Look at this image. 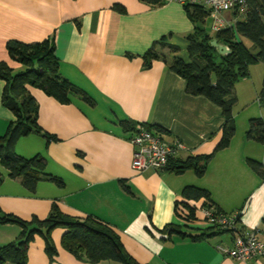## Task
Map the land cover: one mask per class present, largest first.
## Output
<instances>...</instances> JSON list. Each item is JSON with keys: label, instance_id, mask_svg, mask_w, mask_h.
<instances>
[{"label": "crops", "instance_id": "0c3cea01", "mask_svg": "<svg viewBox=\"0 0 264 264\" xmlns=\"http://www.w3.org/2000/svg\"><path fill=\"white\" fill-rule=\"evenodd\" d=\"M192 30L183 7L173 2L150 7L139 0H0V63L17 73L22 67L10 60L7 42L52 39L60 75L93 102L72 96L69 104H60L41 90L27 88L38 106V126L56 140L47 143L30 134L18 139L14 150L25 158L41 155L45 173L62 185L41 180L29 192L19 180L8 178L0 165L1 212L29 221L46 218L55 205L71 218L96 217L116 232L138 264H264V257L241 262L217 252L216 245H230L227 233L201 241L166 239L161 233L169 224L191 235L209 227L199 212L189 223L175 214V203L183 201L182 190L193 186L208 191L220 211L239 212L240 229L255 231L264 243V178L247 163L252 159L264 167L260 146L264 142L246 137L251 119L264 120L262 109L244 118L232 109L233 134L228 146L218 149L226 123L220 108L204 97L188 95L185 82L163 61L144 67L145 53L152 46L158 49L162 41L178 47L173 53L161 49L167 60L188 62L186 37ZM184 48L187 60L179 54ZM3 87L0 80V136L14 120L1 103ZM234 95L236 104L245 96L235 86ZM126 121L158 128L167 144L180 142L183 149L172 162L209 157L204 174L198 177L188 170L178 175L170 168L132 170L130 134L120 125ZM187 203L199 207L204 202ZM19 232L17 225H0V247L15 241ZM64 232L57 228L51 233L57 251L53 262L44 252L43 240L35 236L26 264H88L62 249Z\"/></svg>", "mask_w": 264, "mask_h": 264}, {"label": "trees", "instance_id": "16d2710c", "mask_svg": "<svg viewBox=\"0 0 264 264\" xmlns=\"http://www.w3.org/2000/svg\"><path fill=\"white\" fill-rule=\"evenodd\" d=\"M139 1L150 7L166 4L163 0ZM243 1L246 6L245 11L238 16L235 15L234 24L212 35H209L204 27L208 16L205 9L197 5L182 6L193 26L192 32L186 37L188 62L180 58L167 60L160 49L166 47L173 53L178 51V47L164 44L163 41L158 43L159 50L152 46L143 56L146 69L154 60L163 61L171 72L185 82L188 95L204 97L220 108L226 123L218 149L228 146L234 131L231 117L232 109L236 104L234 85L239 80L249 77L250 66L258 62L264 65V0ZM242 39L251 43L256 52L253 53L246 47ZM212 41L225 47L228 54L221 55L211 45ZM6 51L10 60L18 63L22 70L14 73L6 63H0V80L4 82L1 103L14 117V120L9 122L4 135L0 136V165L6 170L8 178L19 180L22 187L29 192H33L41 180L62 185L59 179L45 173L44 158L41 155L25 158L16 154L14 150L17 140L30 134L40 135L47 143L56 140L38 126V106L27 88L41 90L60 104H69L72 96L79 97L89 105H93V102L82 90L60 75L52 39L35 44L9 41L6 43ZM257 102L264 110V74L257 94ZM120 125L122 130L130 135L139 125L147 131L160 132L153 126L129 121L121 122ZM246 137L258 143L264 142V121L261 118L249 121ZM208 159L209 157H193L186 161L172 162L170 158L166 168H170L178 175L191 170L201 177L205 172ZM247 163L252 170L264 178V167L261 162L248 159ZM181 197L183 201L175 203V214L183 222L195 221V215L201 207H214L220 211L213 205L208 191L204 189L187 186L182 190ZM199 200L204 202L199 207L187 203ZM5 224L17 225L20 232L15 241L0 247V264H26L28 245L35 236L43 240L44 252L49 261L53 262L57 251L52 242L51 233L57 228L65 230L61 237L62 249L80 262L138 264L125 251L116 232L107 223L93 216H87L83 220L71 218L62 214L53 205L46 218L32 217L29 221H24L13 215H6L0 210V225ZM161 233L166 236V239L177 236L181 239L201 241L227 232L209 226L200 234L191 235L182 232L180 227L169 224L161 230Z\"/></svg>", "mask_w": 264, "mask_h": 264}, {"label": "built area", "instance_id": "2783aa9c", "mask_svg": "<svg viewBox=\"0 0 264 264\" xmlns=\"http://www.w3.org/2000/svg\"><path fill=\"white\" fill-rule=\"evenodd\" d=\"M165 3L184 5H197L208 12V17L213 19V33L232 26L235 15L245 11L243 0H163ZM229 15V19L226 18ZM129 143L132 146L131 168L135 172L148 170L161 171L167 167L168 161L183 145L175 141L173 144L165 143L159 133L147 131L141 125L130 135ZM199 213L202 219L212 227L226 231L230 235V245L218 244L216 251L230 259L251 262L264 257V243L255 231L243 232L240 227V213H224L214 207H201Z\"/></svg>", "mask_w": 264, "mask_h": 264}, {"label": "rangeland", "instance_id": "374dc122", "mask_svg": "<svg viewBox=\"0 0 264 264\" xmlns=\"http://www.w3.org/2000/svg\"><path fill=\"white\" fill-rule=\"evenodd\" d=\"M213 24V19L208 17L205 21L204 27L206 32L209 35L213 34V31L211 29ZM242 42L244 43V45L246 47H248L253 53H255L256 51L253 49L251 43H249L247 40H243ZM163 49V48H162ZM157 50V49H156ZM159 50V48H158ZM160 52H162V50L160 49ZM180 55H185L186 58L185 60H187V54H185V48L181 49V52L179 53ZM263 74H264V65L261 62H258L252 66L249 67V77L247 79H243V80H239L234 86L235 89L237 90V92L240 94V92H244V99L238 101L237 104L234 105L233 107V114H237L239 115V118H244L246 117V113L253 111L254 109H261L258 105L257 102V94L261 88V84H262V80H263ZM248 102V108L245 106V104ZM247 108V109H246ZM246 110V111H245ZM261 111V115H264V110H260ZM264 119V118H263ZM239 120L242 119H238ZM264 121V120H263ZM244 121L241 124L242 127V131L244 132V130L246 131V127H244ZM248 129V127H247ZM261 152L262 154H264V144H261ZM264 158V157H263ZM206 226V225H205ZM185 229V228H184ZM187 230V229H186ZM185 230V231H186ZM189 230V229H188ZM192 231V230H189Z\"/></svg>", "mask_w": 264, "mask_h": 264}, {"label": "water", "instance_id": "95a60500", "mask_svg": "<svg viewBox=\"0 0 264 264\" xmlns=\"http://www.w3.org/2000/svg\"><path fill=\"white\" fill-rule=\"evenodd\" d=\"M211 45L215 47L221 55L228 54V50L225 47L217 44L216 41H212Z\"/></svg>", "mask_w": 264, "mask_h": 264}]
</instances>
